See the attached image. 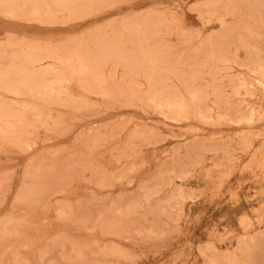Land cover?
<instances>
[{
	"label": "rangeland",
	"instance_id": "374dc122",
	"mask_svg": "<svg viewBox=\"0 0 264 264\" xmlns=\"http://www.w3.org/2000/svg\"><path fill=\"white\" fill-rule=\"evenodd\" d=\"M0 264H264V0H0Z\"/></svg>",
	"mask_w": 264,
	"mask_h": 264
},
{
	"label": "bare ground",
	"instance_id": "6f19581e",
	"mask_svg": "<svg viewBox=\"0 0 264 264\" xmlns=\"http://www.w3.org/2000/svg\"><path fill=\"white\" fill-rule=\"evenodd\" d=\"M261 68H262V67H261ZM261 70H263V69H261ZM262 74H263V73H262ZM262 74H261V75H262ZM262 76H263V75H262ZM155 83H156V82H155ZM150 84H151V83H150ZM152 86H153V85H152ZM193 93H194V92H193ZM194 95H195V94H194ZM196 96H197V95H196ZM195 98H196V97H195ZM198 98H199V97H198ZM198 98H196V99H198ZM199 100H200L199 102L201 103V99H199ZM199 102H198V105H199ZM167 104H168V103H167ZM170 104H171V103H170ZM170 104H169V105H170ZM181 106H182V105H181ZM178 107H179V106H178ZM198 107H199V106H198ZM179 108H181V107H179ZM200 108H201V107H200ZM200 108H199V109H200ZM181 109H182V108H181ZM182 111H183V110H182ZM201 111H202V110H201ZM178 112H180V110H178ZM185 112H186V111H185ZM203 112H204V111H203ZM187 113H188V112H187Z\"/></svg>",
	"mask_w": 264,
	"mask_h": 264
}]
</instances>
